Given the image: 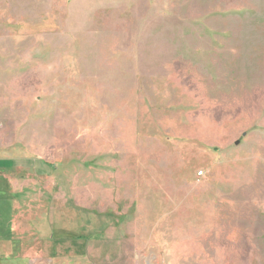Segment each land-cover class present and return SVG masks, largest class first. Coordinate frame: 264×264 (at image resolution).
Segmentation results:
<instances>
[{
	"label": "rangeland",
	"instance_id": "1",
	"mask_svg": "<svg viewBox=\"0 0 264 264\" xmlns=\"http://www.w3.org/2000/svg\"><path fill=\"white\" fill-rule=\"evenodd\" d=\"M2 172L58 264H264V0H0Z\"/></svg>",
	"mask_w": 264,
	"mask_h": 264
},
{
	"label": "crops",
	"instance_id": "2",
	"mask_svg": "<svg viewBox=\"0 0 264 264\" xmlns=\"http://www.w3.org/2000/svg\"><path fill=\"white\" fill-rule=\"evenodd\" d=\"M9 187L10 182L2 172L0 174V264H58V251L50 249L46 251L47 254L44 253L41 243L38 242L41 239L42 229L36 227L37 218L28 219L26 207L21 206L19 197L9 193Z\"/></svg>",
	"mask_w": 264,
	"mask_h": 264
},
{
	"label": "built area",
	"instance_id": "3",
	"mask_svg": "<svg viewBox=\"0 0 264 264\" xmlns=\"http://www.w3.org/2000/svg\"><path fill=\"white\" fill-rule=\"evenodd\" d=\"M198 174H199V175H202V174H203V172L201 171V172H199Z\"/></svg>",
	"mask_w": 264,
	"mask_h": 264
}]
</instances>
